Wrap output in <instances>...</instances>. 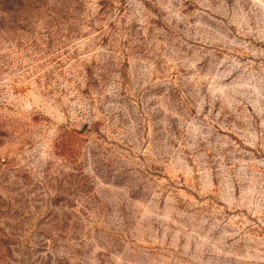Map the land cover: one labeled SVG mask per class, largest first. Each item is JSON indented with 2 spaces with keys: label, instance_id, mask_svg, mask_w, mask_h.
<instances>
[{
  "label": "rangeland",
  "instance_id": "1",
  "mask_svg": "<svg viewBox=\"0 0 264 264\" xmlns=\"http://www.w3.org/2000/svg\"><path fill=\"white\" fill-rule=\"evenodd\" d=\"M0 264H264V0H0Z\"/></svg>",
  "mask_w": 264,
  "mask_h": 264
}]
</instances>
